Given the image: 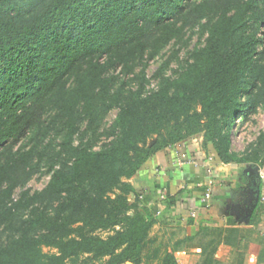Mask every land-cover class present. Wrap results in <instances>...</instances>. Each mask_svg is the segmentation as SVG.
<instances>
[{
  "label": "trees",
  "instance_id": "obj_1",
  "mask_svg": "<svg viewBox=\"0 0 264 264\" xmlns=\"http://www.w3.org/2000/svg\"><path fill=\"white\" fill-rule=\"evenodd\" d=\"M197 23L205 45L176 76L165 62L157 87L145 91L150 61ZM259 29L264 0H0V225L17 233L0 247V264H179V246H152L156 213L129 200L128 179L156 152L187 148L197 136L215 162H264V130L244 153L232 149L249 103H264ZM51 135L66 164L43 190L15 200ZM45 197L58 201L53 210L39 204ZM201 231L212 239L200 264H226L214 257L222 231Z\"/></svg>",
  "mask_w": 264,
  "mask_h": 264
},
{
  "label": "crops",
  "instance_id": "obj_2",
  "mask_svg": "<svg viewBox=\"0 0 264 264\" xmlns=\"http://www.w3.org/2000/svg\"><path fill=\"white\" fill-rule=\"evenodd\" d=\"M202 139L197 136L187 148L177 145L152 155L128 179L134 187L129 200H137L156 213L162 230L172 231V226L177 225V238L194 236L193 241L176 251L179 264H197L201 259V242L196 240L201 227L222 231L219 238H214L217 260L226 264H264V162L253 165L213 159L210 167ZM180 189L183 193L168 205L162 195L176 194ZM164 217L166 220L161 221ZM249 228L257 240L252 242V235L229 239L232 229ZM211 239L212 234L203 231V246Z\"/></svg>",
  "mask_w": 264,
  "mask_h": 264
},
{
  "label": "rangeland",
  "instance_id": "obj_3",
  "mask_svg": "<svg viewBox=\"0 0 264 264\" xmlns=\"http://www.w3.org/2000/svg\"><path fill=\"white\" fill-rule=\"evenodd\" d=\"M200 27L201 26L198 23L191 25L187 29V32L183 39L174 40L169 46H167L160 53V55H158L155 59L150 61L149 66L147 67L146 70L148 80L146 81L145 91L149 92L157 87L158 77L156 76V72L165 62H169L168 67L165 69V74L171 77L176 76V74L186 66L192 52L205 45L207 41V35L202 32ZM258 32H259L258 37L263 39V41L259 46L258 56H260V59L259 60L256 59V62L259 67L264 64V29H259ZM176 51L178 52L175 53ZM259 75L260 73L256 70V77L254 79L255 83L251 86L252 88L251 95L253 91L256 89V84H258L257 79ZM251 95L249 96L247 94L245 99L247 100L249 97H251ZM252 103L253 101L249 103L247 107L248 110L247 115H245L243 120H240L234 126L232 133V149L240 154L248 150L250 145L254 141H256L260 132L264 130V106H263L264 103H259V102L257 104H252ZM116 114H117V109H114L110 112V114L107 117V124H110L113 121ZM85 123L86 122H83L81 124V130L85 129ZM80 139H81L80 136H77L76 143H79ZM104 142H106V140L102 139V141L99 143L97 147H99ZM24 143L25 141L23 140L20 143H18L16 147L22 146ZM60 143H61V138L55 135L54 136L51 135L45 141H42L40 143L39 148H48L47 156L38 166L37 173L27 182L21 184L16 189V192L14 194L15 200L20 198L21 194L26 190H30L31 193L38 190H43L50 181L53 171L55 169L61 168L63 165L66 164V160L64 159V157L59 156L57 154L58 150L61 148ZM52 167L53 169H51ZM49 200L50 199L48 197H45L43 201H41L39 204L46 206L48 205V207L51 210H53V206H56L58 204V201L51 200L50 202ZM138 207L142 210L145 208L144 205H142L140 202L138 204ZM29 216H30V212L28 209L20 213L18 220L24 221ZM162 220L163 221L166 220V217L161 219V221ZM159 227L160 224L156 223L151 231L152 234L151 236L158 239V241L152 246H157L159 243L161 244L164 243L165 245H167V247L170 250H175V246L183 247L188 243L189 239L185 241L187 236L177 238L179 235V231L174 229L175 227H177V225L172 226L173 228L172 231H169L167 229L162 230V228ZM242 231L243 233L247 234L248 237H251L250 235H252L253 239L251 240L248 238V242L251 241L253 242L257 240V238H255L253 235L252 229L250 228L249 230L243 229ZM100 234L102 236H106L108 233L107 231H101ZM15 236H17V233L16 231L12 230L10 226L4 224L0 225V247L6 244L12 237ZM196 240L201 242V247L203 248V231H200ZM179 247L177 249H179ZM45 249L49 250V248H45ZM85 257H87V255H85L83 258ZM89 262L90 264H101L99 260H94V261L89 260ZM200 262L201 259L197 264H200ZM124 264H128V263L126 262ZM129 264H133V263H129ZM151 264H156V262H152Z\"/></svg>",
  "mask_w": 264,
  "mask_h": 264
},
{
  "label": "built area",
  "instance_id": "obj_4",
  "mask_svg": "<svg viewBox=\"0 0 264 264\" xmlns=\"http://www.w3.org/2000/svg\"><path fill=\"white\" fill-rule=\"evenodd\" d=\"M183 156L185 157V154H183ZM212 160H213V158L211 157V156H208V158H207V165H210V167L212 166ZM184 188V187H183ZM209 196V193L206 195V198ZM162 197L163 198H166L167 196L164 194V195H162Z\"/></svg>",
  "mask_w": 264,
  "mask_h": 264
},
{
  "label": "water",
  "instance_id": "obj_5",
  "mask_svg": "<svg viewBox=\"0 0 264 264\" xmlns=\"http://www.w3.org/2000/svg\"><path fill=\"white\" fill-rule=\"evenodd\" d=\"M127 263L129 264V263H131V262L128 261Z\"/></svg>",
  "mask_w": 264,
  "mask_h": 264
}]
</instances>
